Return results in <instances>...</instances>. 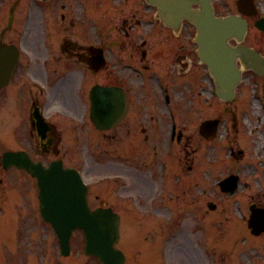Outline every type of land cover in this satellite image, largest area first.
I'll use <instances>...</instances> for the list:
<instances>
[{
    "label": "rangeland",
    "instance_id": "rangeland-1",
    "mask_svg": "<svg viewBox=\"0 0 264 264\" xmlns=\"http://www.w3.org/2000/svg\"><path fill=\"white\" fill-rule=\"evenodd\" d=\"M256 2L262 10L264 0H256ZM214 3L219 13H226L229 10L236 12L235 0H214ZM255 18V15L249 17L251 22L246 42L256 44L264 49V32H260L254 27L252 21ZM244 76L245 80L241 83L242 86L238 87L237 100L224 106L214 104L211 109L220 110V116L228 121L226 125L221 126L220 134H224L228 127L229 138L234 141L235 149L241 147L238 136L239 129H243L247 141L244 157L235 162L234 169L241 174L243 181L247 180L249 183L247 193L244 195L237 193L235 197L239 198L238 204L243 208L252 201L264 202V151L260 149L261 160L260 164H257L253 148V138L261 136L264 139L263 80L256 78L250 71L246 72ZM254 87H258L259 92L255 97L252 93ZM12 109L15 110V106H12ZM2 119L5 121V115ZM250 128L253 129L252 138L247 136ZM240 135L242 136V134ZM215 141L208 143L207 150L212 159L216 157L223 162L222 167L225 169L228 161L222 158L220 143ZM214 143L217 144L212 145ZM194 145L198 146L199 143L196 141ZM226 150L225 148L224 151L226 152ZM217 151H219L218 156L216 155ZM175 154V167L170 173L169 182L166 184L163 182V189L159 187V184L155 188L157 192L162 190V194L164 193L167 198L166 202L160 205L156 195L152 207L148 205L145 209L148 210L147 214H152L149 215L150 217H145L146 214L138 216L137 213H143V211L135 208H133L134 210L128 209L127 204L118 206L125 217L130 216L128 215L130 213L137 215L134 218L130 216L131 219H126L125 225L122 224L123 232L124 229L130 228H128V234L124 233L128 237L123 235L125 238L123 240V244L125 242V264H193V261H196L197 264L264 263V235L256 239L249 236L244 222L239 219L238 212L233 208L236 207L234 197L221 195L220 191L211 189L208 184L209 178L206 176V181L201 183L205 189V195H199L198 188L189 189L191 186L187 177V165L190 161L184 158L185 152L181 150L176 149ZM196 165L197 163L194 166ZM252 165L256 168L260 167L261 170L250 180L247 175H249ZM177 172L180 173L175 181ZM154 175H156L155 171ZM156 182L158 183L157 179H155V185ZM168 194H171V198L168 197ZM206 200L218 202L215 211L206 210ZM145 203L147 204V202ZM153 215L156 217H151ZM155 219L160 221L158 225L153 222ZM173 222L175 224L171 225ZM22 224L24 223L9 222L10 230L8 233L6 232L7 234L3 233L5 236L0 241V264H102L95 257L84 253V237L81 232L76 231L71 237V253L68 256L60 257L57 253L55 234L49 225L45 224L44 231L39 227L36 232L27 233L23 228H20ZM235 231L238 232L236 236L239 237L233 236ZM227 236L232 237L226 238ZM243 240L248 241L244 244ZM41 250L45 254L43 259L40 257ZM175 254L182 258L177 260ZM236 254L237 258L234 259L233 256Z\"/></svg>",
    "mask_w": 264,
    "mask_h": 264
},
{
    "label": "flooded vegetation",
    "instance_id": "flooded-vegetation-1",
    "mask_svg": "<svg viewBox=\"0 0 264 264\" xmlns=\"http://www.w3.org/2000/svg\"><path fill=\"white\" fill-rule=\"evenodd\" d=\"M52 132H53V130H51L50 132L47 131L45 138L43 140L42 139L39 140L38 145L40 146L43 154L45 152H50V151L56 152L57 151V145H56L55 141L53 140ZM30 133H31V135H33L34 131L32 129H30ZM36 134H37V130H36ZM37 137L40 138V136H38V134H37ZM42 143H45V144L42 145Z\"/></svg>",
    "mask_w": 264,
    "mask_h": 264
},
{
    "label": "water",
    "instance_id": "water-1",
    "mask_svg": "<svg viewBox=\"0 0 264 264\" xmlns=\"http://www.w3.org/2000/svg\"><path fill=\"white\" fill-rule=\"evenodd\" d=\"M220 23H222V22H220Z\"/></svg>",
    "mask_w": 264,
    "mask_h": 264
}]
</instances>
